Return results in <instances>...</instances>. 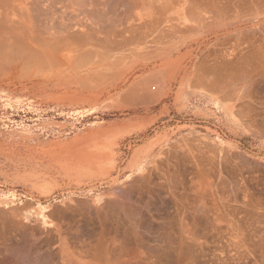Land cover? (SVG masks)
<instances>
[{
  "label": "rangeland",
  "instance_id": "1",
  "mask_svg": "<svg viewBox=\"0 0 264 264\" xmlns=\"http://www.w3.org/2000/svg\"><path fill=\"white\" fill-rule=\"evenodd\" d=\"M219 1L221 11L227 10L219 18L220 57L234 62L242 54L257 53L245 66L256 67L252 60L258 55L264 68V9L258 12L254 0ZM203 41L207 45L209 35ZM203 49L204 53L208 50L207 46ZM191 55L195 52L188 54L185 64L193 58ZM142 67L136 64L137 72L132 75L108 78L85 89L65 80L19 81L16 74L0 80V214L6 212L0 220H9L12 212H27L28 221L38 225L35 214L39 207L46 208V215L58 207L63 213L58 209L61 216L55 215L57 222L67 218L63 224L72 225L76 216L73 221L77 223L80 218V225H75L81 227L89 207L115 198V190L126 193L145 188L142 181L149 174L155 185L163 182L158 174L169 162L174 166L171 173L187 185L185 203L200 204V208L213 212L220 210L223 216L215 233L206 220L201 222L209 244L194 264H264V69L260 72L263 75H256L258 79L255 76L247 81L251 83L245 89L244 81L227 90L216 88V92L212 80L206 77L184 83L165 78L158 82L163 91L130 93L143 82L139 77ZM226 91L228 94H224ZM147 151L151 154L149 161L136 166ZM156 204L162 205L163 213L174 215L173 199H157ZM87 223L83 224L86 229L93 228ZM22 244L19 251L17 246L11 248L16 255L11 250L9 258L0 256V264H42L40 256L33 253L34 246L29 249Z\"/></svg>",
  "mask_w": 264,
  "mask_h": 264
},
{
  "label": "bare ground",
  "instance_id": "2",
  "mask_svg": "<svg viewBox=\"0 0 264 264\" xmlns=\"http://www.w3.org/2000/svg\"><path fill=\"white\" fill-rule=\"evenodd\" d=\"M263 2L254 0V6L260 13L264 9ZM220 3L219 0H0V80L16 74L19 81L35 78L65 80L76 82L85 89L108 78L110 81L111 78L132 75L137 72L136 64H142L145 67L139 70L142 72L139 77L144 78L143 82L135 88L130 87V93L158 91L162 86L160 81L165 78L180 79L184 83L187 80L199 82L206 77L208 81L212 80L211 86L215 91L216 88L227 90L231 85L244 81L245 89L251 83L248 85L247 81L253 80L264 69L263 64L257 55L255 59L258 60H252L256 67L252 61L249 64L252 63L253 69L245 66L253 55L249 52L251 57L245 56L247 53L243 56L239 53L241 56H235L234 62L226 61L228 58L225 56L226 60L220 57L217 51L219 18L220 13L227 12L224 8L221 11ZM205 35H209L207 45L203 41ZM206 46L208 50L204 53L202 50ZM185 48L190 50L182 52ZM194 52L193 58L185 64L188 54ZM262 52L258 54L262 56ZM205 62L208 67L204 66ZM145 97L149 96L145 94ZM150 157V151H147L136 166L142 167ZM174 159L176 161L177 158ZM171 166L167 162L162 166L164 168L156 169L162 168L158 174L163 181L160 184L150 181L152 176L149 174L147 178L150 179L143 178L142 181L145 188H135L136 192L126 190V193L115 190V198L101 205H91L87 216H80L82 220L87 219L86 223L81 221L83 224L89 225L87 222H90L91 229L89 226L86 229L87 225L82 223V228L75 225H80L78 221L81 220L79 218L74 223L75 215L71 221L74 225L68 223L65 226L63 222L67 218L64 221L59 218L60 224L56 217L61 216L63 210L58 207L47 215L46 208L39 207L35 214V219L40 222L38 225L28 221L27 212L24 215L12 212L11 218L7 212L9 220H0V256L9 258L11 255H7L13 250L11 248L17 246L18 249L23 243L27 248L34 246L35 252L31 251L40 256L42 264H194L199 260L203 247L209 244L207 234L202 233L201 222L206 220L211 232L215 233L220 230L218 221L223 216L220 210L213 212L204 206L200 208V204H186L185 181L179 180L177 174L175 178L170 171ZM181 184L183 186H178ZM210 194L215 200L213 193ZM164 197L173 199L174 215L163 213L162 203L157 207V199L161 201ZM92 221L94 225L96 222L95 227ZM23 250L25 252V248Z\"/></svg>",
  "mask_w": 264,
  "mask_h": 264
}]
</instances>
